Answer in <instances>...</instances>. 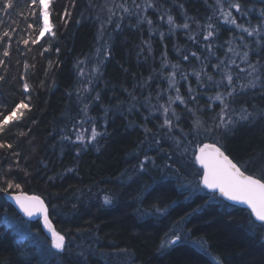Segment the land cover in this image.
<instances>
[{
  "label": "trees",
  "instance_id": "1",
  "mask_svg": "<svg viewBox=\"0 0 264 264\" xmlns=\"http://www.w3.org/2000/svg\"><path fill=\"white\" fill-rule=\"evenodd\" d=\"M123 2L54 0L52 22L56 25L57 39L51 40L46 35L24 56L19 55L13 43L7 72L0 66V75L6 76L0 82V103L11 106L23 99L20 86L23 82L19 80V74L23 71L24 60L36 65L29 80L35 88L32 111L28 114L30 119L20 122L27 127L13 128L9 138L14 150L22 153L20 169L14 167L13 175L22 184L24 192L41 196L53 227L66 235V250L52 255L55 250L50 249L42 222L35 220L25 225L23 217L0 192V264H215L213 257L221 258L223 264H264V240L259 234L250 236L241 227L246 224L245 209L234 205L222 209L209 201L200 211L192 213L208 196L201 194L194 200H184L180 195L182 180L185 183L192 178L180 165L181 148L170 138L183 139L173 133L165 134L167 130L159 127L162 123L160 113L144 105V98L149 96L151 105H155L157 91L167 88V80L163 77L172 68L165 66L161 73L165 58L169 65L179 63L180 71L189 75L188 81L177 76L182 95L187 97V88L191 85L199 94V104L204 106L209 95L217 91L208 86L200 87L191 75L193 70H199L201 61L192 58L190 53L195 51L202 58L208 56L203 48V36L199 37V43H193L188 39V29L169 31L167 23V17L171 15L176 24L187 20L191 32L202 33L209 17L213 23L218 22L214 14L215 0H151L153 7L145 11L153 21L151 26L140 19L142 12L127 0L133 15L116 12L117 19L106 24L101 15L104 17L109 7ZM136 2L143 7L144 0ZM241 2L255 11L240 17L238 23L251 21L256 25L260 10L264 9V0ZM23 4L24 0H21V8ZM66 10L70 15H65ZM232 12L240 16L235 9ZM11 19L17 22L12 26L26 29L23 17L13 15ZM101 23L106 25L102 36L99 35ZM20 34L24 35L23 32ZM234 34L231 26L220 23L216 36L210 38L215 55L204 61L207 64L205 71L216 79L220 76L211 65L217 63V57L226 58L228 45L225 41ZM49 42L50 51L41 57V45ZM146 42L150 43L151 51ZM235 44L239 45L240 41L236 40ZM102 46L110 53L106 57L97 55V49ZM20 48L23 50L24 46L20 45ZM56 48L60 49L58 54ZM244 50L243 47L239 49L241 53ZM183 55H189V60H183ZM18 59L20 64L16 63ZM49 60L54 63L45 77ZM257 60L264 64V48L250 43L249 62L256 63ZM236 61L240 67H247L239 57ZM97 66L98 72L93 73L91 69ZM79 68H85L87 76L82 78ZM257 74L261 80L257 81L256 87L238 94L233 107L237 111L241 106L256 111L259 113L256 120L264 124V119L260 118V114H264V69ZM240 75L241 82L247 83V73ZM14 76L16 80H13ZM42 79L45 80L43 88L39 87ZM89 79L90 91L78 96L77 89ZM170 93L175 94L171 90ZM97 94L100 96L98 101L94 99ZM162 96L161 103L167 99V94L162 93ZM218 103L213 102L214 110L205 109L198 115L210 123L213 111H219ZM84 104H88L87 115L102 135L87 146L62 141L61 137L68 134L83 116ZM173 107L180 116L177 123L187 133L184 138L192 141L191 152L199 141L219 139L222 149L234 161L252 160L264 154V129L256 130L254 122L237 125L232 132L218 133L213 138L196 137L191 131L192 115L178 101ZM88 125L91 126V122L85 126ZM145 127L152 130L147 139ZM20 130H30L29 135L19 137ZM145 155L155 160L156 167L148 162L147 171L140 173L139 161ZM189 159L187 163H193L192 155ZM10 163V158L0 159V168L7 169ZM166 164L171 167L166 168ZM70 168L73 171L68 172ZM24 169L29 176H25ZM253 170L254 166H249V171ZM196 177L197 171L193 179ZM148 185L151 188L146 189ZM104 194L113 197L112 204H103ZM157 208L167 209V213L160 214ZM186 213L192 215L181 220ZM173 232L182 239L161 250V242L166 237L171 238Z\"/></svg>",
  "mask_w": 264,
  "mask_h": 264
},
{
  "label": "snow or ice",
  "instance_id": "2",
  "mask_svg": "<svg viewBox=\"0 0 264 264\" xmlns=\"http://www.w3.org/2000/svg\"><path fill=\"white\" fill-rule=\"evenodd\" d=\"M53 4L54 0H24L23 8H21V0H0V66H2L7 72L8 64L11 59V49L13 43L17 46V52L20 56L26 55V52H32L33 47L39 45L42 38L46 35L51 40L57 39L56 25L52 22L53 16ZM132 6L136 10L143 11L147 8H152L153 3L151 0H144L143 8L141 4H138L136 0H132ZM115 8L121 9L123 13L127 15H133L132 9L128 6L127 0L123 3L115 5ZM232 9H235L240 16L233 14ZM19 10V11H18ZM106 23L112 22V16L116 15L113 7H109ZM255 11L254 8H247L246 4L241 0H215L214 14L218 17V22L213 23L212 17H209V22L203 26L201 32H191L189 23L187 20L183 24H176L174 18L171 15L167 17V23L170 28L169 31H174L176 28L188 29V39L193 43H199V37L203 36V48L208 52V56L203 58L193 51L190 53L192 58L197 61H201L199 70H193L191 75L195 77L197 85L200 87L208 86L217 89L214 94L209 95L206 105L201 106L199 104V94L196 90L189 85L187 88V97L181 94V90L178 87L179 76L180 80L188 81L189 75L180 71L181 65L179 63H171L165 58L161 64V73L165 66H170L172 71L163 77L167 80V88L160 89L156 93L157 103L151 105V98H144V105L150 107L152 111L159 112L162 117V123L159 125L161 129H166L169 134L173 132V129L177 127V122L180 120V116L176 109L173 107L178 101L179 104L184 105L185 109L192 115L191 131L194 132L196 137L204 135L206 138H213L218 133H230L232 132L240 122H249L255 118L254 112H250L248 108L241 106L237 111L233 104L236 102L237 95L242 93L245 89L254 88L257 85V81L261 77L257 74L259 70L264 69V64H261L260 60L256 63L249 62V44L255 43L258 48H264V9L260 10L259 18L256 25H253L251 21H245L238 23L240 17H247ZM13 15L23 17L27 24L26 29H21L19 26H12L17 24L15 20L11 18ZM65 15H70L69 12H65ZM5 17L8 19L6 20ZM123 17L121 16V19ZM140 19L146 21L149 26L153 24V21L147 16L141 15ZM11 21L9 23L8 21ZM61 20H64V16H61ZM30 21V22H29ZM223 23L231 26L235 33L231 39L225 41L228 45L225 51V57H217V63L212 64L211 67L219 74L220 78L216 79L212 73L205 71L207 61L210 56L215 55L214 45L210 38L216 36L219 30V24ZM105 23H101L99 29V35L102 36ZM119 27V24H117ZM23 32L24 35L20 33ZM257 37L258 39L250 41L248 38ZM161 38H164V34L161 33ZM239 40L240 44L236 45L235 41ZM148 44L149 51H151L150 43ZM20 45L24 46L22 50ZM243 47L245 49L242 53L239 49ZM51 49V43L41 45L39 55L44 56L46 52ZM57 54L60 52L59 48H56ZM229 53L231 54L229 56ZM103 54L105 57L110 53L106 46H102L97 49V55ZM236 57H239L240 61L246 64V68L240 67L237 64ZM189 55H183V60H189ZM35 60V57H32ZM20 64V60L16 61ZM53 61H48V68L44 70L45 77H47L49 70L52 68ZM78 64H83L84 61H77ZM35 63L30 64L27 59L23 62V71L19 74V80L23 83L20 85L23 92V99L18 102H14L11 106L6 103H0V159L10 158L11 163L7 169L0 168V192L4 193L8 199L14 202L15 207L19 210V213L23 214L27 220L22 222L25 225L30 224L32 218L39 216L42 218L43 228L50 236V249L55 250L52 255L62 254L66 250V235L61 234L53 227L52 221L49 219V210L45 204V201L39 195H29L24 192L21 183L17 182V177L13 175L15 169H20V158L22 153L14 150V144L9 142V138L12 134V129H21L27 127L26 124H21V121L30 119L28 115L32 111V94L35 92V88L29 83L31 73L35 70ZM235 69H239L238 72ZM99 67H93L91 71L93 73L98 72ZM79 75L83 78L87 76L85 68L78 69ZM247 73L249 79L247 83L241 82V73ZM257 74V75H254ZM6 79L5 75H0V82ZM151 79V77H150ZM16 80V77H13ZM146 83V82H145ZM88 83L84 84L82 88L77 89L78 96L90 91ZM45 86V80H40L39 87ZM170 90L175 94L172 95ZM162 93L167 94V99L163 100ZM95 100H99L100 96L97 94L94 97ZM132 100L135 101L136 97L133 95ZM213 102H219V111H213V115L210 117V123L201 118L198 113L203 112L205 109L214 110ZM189 104L194 105L188 107ZM135 107V104H133ZM88 104H84L81 112L83 116L80 120L73 124L72 130L61 137L62 141H68L71 144H77L87 146L97 140L102 135L97 131L96 125L92 122V118L88 117ZM260 118L264 119V114H260ZM91 122L90 132L85 125ZM35 124L36 121L32 120ZM30 131V130H29ZM29 131H18L19 137H27ZM61 131H64L63 129ZM152 130L145 127V139L147 134ZM183 132V130H181ZM185 136L187 133L184 134ZM74 137V138H73ZM174 139L177 147L181 146L179 139ZM155 143L159 144V140ZM192 141H189L191 144ZM223 145L220 144L219 139H210V142L199 141L196 147L192 151L194 157V163L199 166L197 170L198 179L195 182L188 184H181L180 195L184 200H194L201 197V194L207 195L208 199L204 201V204L198 205L192 210V213L200 211L209 201L214 202L219 208L228 209L232 205H244L246 216V224H242L245 232L252 237H256L259 234V238L264 240V162L260 163L253 171H249V165L255 163L254 160L234 161L226 155V150H222ZM184 151L187 152L188 148L185 147ZM79 155V151L77 152ZM257 159L264 160V154ZM151 162L153 167H156L155 160L148 155H145L143 160L139 161L138 171L143 173L147 171V163ZM165 167H171L170 164H166ZM68 172L73 169H67ZM25 176H29L30 173L24 169ZM49 179H52L49 177ZM151 188V185L146 186V189ZM207 190V192H205ZM186 193V195H185ZM103 204L109 205L113 202V197L110 194H104L102 197ZM175 203V202H174ZM156 211L160 214H166L167 209L157 208ZM192 213H186L185 217H181V220L186 219ZM182 237L173 232L171 238H165L160 245V249H166L172 245H175L177 241H180ZM204 247L203 243L200 245ZM126 251V250H121ZM215 264H223L221 258L213 257Z\"/></svg>",
  "mask_w": 264,
  "mask_h": 264
},
{
  "label": "rangeland",
  "instance_id": "3",
  "mask_svg": "<svg viewBox=\"0 0 264 264\" xmlns=\"http://www.w3.org/2000/svg\"><path fill=\"white\" fill-rule=\"evenodd\" d=\"M136 1H141V0H136ZM115 2H116V0H115ZM129 2L130 3H132V0H129ZM112 3V2H111ZM113 4V3H112ZM262 5L264 6V2H262ZM113 8H114V11L115 12H121V14H123V11L121 10V9H118V8H115V6H113ZM143 8V7H142ZM145 11L146 10H143V11H140V12H142V15L143 16H147V14H148V12H146L145 13ZM105 13H106V15H104V17H103V15H101V18L102 19H104L105 20V22H107V19H108V16L110 15V13H109V11L108 12H106L105 11ZM116 15H118V14H116ZM116 15H113L112 16V22H114L113 21V19H117L115 16ZM106 24H108V23H106ZM256 75V74H255ZM261 80V79H260ZM259 80V81H260ZM250 112H254L255 114H259V113H256V111H251L250 110ZM257 115H255V118L254 119H252V120H250L249 122H240L238 125H251L253 122H254V128L256 129V130H258L259 131V129H264V124H262V123H260L259 121H257L256 120V118H257ZM81 119V118H80ZM189 126V125H188ZM86 127V126H85ZM86 128H88V130H89V132H90V128H91V126L90 125H88V127H86ZM181 130H183V132L181 131ZM175 136H180L183 140L181 141V146H180V152H182V159L180 160V161H182L181 163H180V165H182L183 167H184V169H185V171H186V175H188V176H191V178L193 179V177H194V175L196 174V171L199 169V167L194 163V161H193V163H187L188 161H190V159H189V157H190V155H192V152H191V150H192V145L191 144H189V142L186 140V138H184V134L186 133L185 131H184V129L182 128V126L181 125H179L178 123H177V127H175L174 129H173V132H172ZM220 134H222V135H224V134H227V133H223V132H220ZM217 137H220V136H217ZM170 140H172L173 142H174V139L173 138H170ZM175 143V142H174ZM185 147H187L188 148V151L187 152H185L184 151V148ZM181 156V155H180ZM259 156V155H258ZM258 156H256L253 160L255 161V163H253V164H250L249 166L250 167H253L254 166V169L256 168V167H258L259 166V164L260 163H262V162H264V160H262V159H259V160H256L257 159V157ZM190 179V181H186L185 183H184V181L182 180V183L183 184H188V183H192V182H195L197 179H198V176L196 177V179ZM49 237V236H48ZM50 243H51V241H50V237H49V239H48V244L50 245Z\"/></svg>",
  "mask_w": 264,
  "mask_h": 264
},
{
  "label": "water",
  "instance_id": "4",
  "mask_svg": "<svg viewBox=\"0 0 264 264\" xmlns=\"http://www.w3.org/2000/svg\"><path fill=\"white\" fill-rule=\"evenodd\" d=\"M223 150V149H222ZM227 155V154H226ZM199 167V166H198ZM205 191H207V190H205ZM28 194V193H27ZM29 195H34V194H29ZM5 198H6V200H8V201H11L10 199H8L7 197H6V195H5ZM13 202V201H12ZM14 203V202H13ZM234 206H240V207H244L245 208V206L244 205H239V204H236V205H234ZM22 216H23V214L22 213H20ZM25 219H27L26 217H24ZM35 220H41L42 221V218H40L39 216H37V217H34V218H32V220L31 221H35ZM45 232H46V230H45ZM47 233V232H46Z\"/></svg>",
  "mask_w": 264,
  "mask_h": 264
},
{
  "label": "bare ground",
  "instance_id": "5",
  "mask_svg": "<svg viewBox=\"0 0 264 264\" xmlns=\"http://www.w3.org/2000/svg\"><path fill=\"white\" fill-rule=\"evenodd\" d=\"M258 157H260V155L258 156ZM257 157V158H258ZM253 160V159H252ZM256 160H259V159H256ZM27 193V192H26ZM29 194V193H28ZM3 196H4V199L6 200V198H5V194L3 193ZM8 201V200H7ZM13 207H14V209L19 213V210L15 207V205H14V203L12 202V201H8ZM237 207H240V206H237ZM241 208H243V209H245L244 207H241ZM20 214V213H19ZM20 216L21 217H23L21 214H20ZM24 218V217H23Z\"/></svg>",
  "mask_w": 264,
  "mask_h": 264
}]
</instances>
